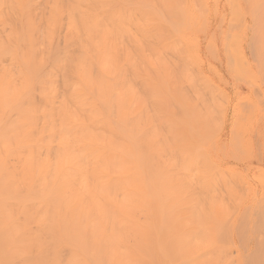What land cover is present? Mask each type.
<instances>
[{
    "label": "bare ground",
    "instance_id": "obj_1",
    "mask_svg": "<svg viewBox=\"0 0 264 264\" xmlns=\"http://www.w3.org/2000/svg\"><path fill=\"white\" fill-rule=\"evenodd\" d=\"M0 264H264V0H0Z\"/></svg>",
    "mask_w": 264,
    "mask_h": 264
}]
</instances>
